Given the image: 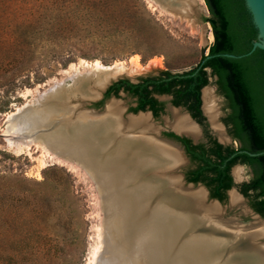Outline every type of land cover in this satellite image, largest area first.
I'll list each match as a JSON object with an SVG mask.
<instances>
[{"label":"rangeland","instance_id":"1","mask_svg":"<svg viewBox=\"0 0 264 264\" xmlns=\"http://www.w3.org/2000/svg\"><path fill=\"white\" fill-rule=\"evenodd\" d=\"M190 2L193 12L186 18L167 2L152 0H0V186H10L25 204L14 201L17 216L13 226L9 230L0 227V264L7 258L12 261L9 264H93L103 247L106 223V197L95 180L82 167L33 141L28 147L13 145V132L6 125L8 115L30 105L54 82H62L73 72L82 73L95 63L130 68L135 60L141 72L122 74L131 79L165 70L182 73L193 69L207 55L213 35L205 22L209 12L204 0ZM45 38L54 39L49 43ZM215 82L216 77L209 75L204 89L212 91L221 122L230 111ZM119 94L114 103L129 114L135 99ZM158 99L164 111L149 120L158 140L168 144L159 138L172 131L173 112L187 115L181 108H167L172 106L170 97ZM14 119L17 133L25 132V137L31 128L42 129V124H24L22 116ZM204 125L202 129L219 140L210 130L212 126ZM198 130L194 138L205 142L202 130ZM221 144L239 147L238 142L228 139ZM185 163L183 159V167L173 174L184 175L191 168ZM236 169L238 177L241 175L238 180ZM231 176L229 193L241 197L239 187L252 178V171L247 166H235ZM191 189H201L206 195L202 187ZM241 200V208H231L226 193L225 200L216 204L225 219L245 226L257 218L264 226V218L251 212L248 198ZM206 201L213 202L207 197ZM21 210L28 211L24 218ZM35 210H41V214L35 215ZM38 243L41 251L36 249Z\"/></svg>","mask_w":264,"mask_h":264},{"label":"bare ground","instance_id":"2","mask_svg":"<svg viewBox=\"0 0 264 264\" xmlns=\"http://www.w3.org/2000/svg\"><path fill=\"white\" fill-rule=\"evenodd\" d=\"M152 1L167 2L169 7H173L172 10L181 11L186 18H190L193 12L190 0ZM129 67L115 65L105 67L95 63L86 70L106 71L100 72L99 75L92 72L93 76L89 79L93 85H97L103 77L105 79L107 76L118 78L123 77L122 74L135 75L142 70L135 60ZM80 74L82 73L73 72L62 83L66 80L73 81ZM62 83L54 82L52 86H59ZM45 94L47 91L38 94L30 105L18 109L17 113L9 114L7 129L13 132V145L28 147L33 141L47 151L82 167L95 180L98 188L102 189L106 197L104 212L106 223L103 227V247L93 264H161L159 258L162 252L157 256L155 250L162 249V237L171 240L173 246L182 243L176 229V227L181 229V226L192 230L202 228L204 236L196 231L194 234L199 235L201 239H210L204 242L207 245L211 241L213 246L205 247H213L211 252L219 264H264V226L260 220L254 218L249 225L241 226L234 219H225L221 207L216 202L208 203L201 189L182 188L180 177L173 174L182 163L179 151L175 146L158 140L149 116L137 115L124 120L121 118L120 108L112 101L106 106L107 117L88 118L97 121L87 123L66 121L58 128L54 127L53 123L57 116L64 114L54 115L51 113L52 108H45L44 101H40ZM36 103H39L37 107ZM216 106L212 91L204 89V112L223 140L221 128L215 121L213 122L217 113ZM27 111L32 112L28 114ZM18 116L25 120L24 124H42V129L35 131L31 128L33 132L29 130L26 137L25 132L17 133L14 118ZM170 126L176 132L197 135V128L185 115L177 111L173 112V122ZM155 168L164 172L163 176H159L154 171ZM238 172L239 169L234 172L236 180L241 176L238 177ZM118 180H122L121 187L118 186ZM228 197L231 208L242 207V198L235 192H230ZM164 209L182 210L179 214L180 219L162 216L163 213L160 211ZM243 213L248 212L244 210ZM151 226H155L156 229L157 226L158 228L164 226L167 236H162L156 229H153L155 231L152 233L153 230L148 228ZM185 244V247L179 244L185 255L189 258L198 256L201 263L202 259L207 263L209 250L195 253L186 249L192 248L191 244ZM176 260L174 259V262ZM166 264L172 262L168 261Z\"/></svg>","mask_w":264,"mask_h":264},{"label":"trees","instance_id":"3","mask_svg":"<svg viewBox=\"0 0 264 264\" xmlns=\"http://www.w3.org/2000/svg\"><path fill=\"white\" fill-rule=\"evenodd\" d=\"M204 2L209 12L205 22L211 27L213 43L207 55H203L193 69L182 73L165 70L155 76L140 78L137 83L119 80L108 87L95 107L100 108L104 101L118 98L123 92L137 103L129 112H144L149 106L153 117L157 118L163 103L151 95H169L174 107L185 108L202 123L200 91L208 85L209 75L215 76L217 89L231 110L228 118L233 124L234 138L239 147L223 148L210 138L208 147L205 144L192 145L190 140L172 133L166 136L180 142L195 165L186 173V181L201 183L208 189L210 198L221 203L225 200L226 191L233 187L231 168L236 164L250 167L253 177L240 185L239 192L248 198L252 210L264 218V50L257 48L247 55L258 39V29L245 0ZM51 39L54 38H45V41L51 43ZM14 201L25 206L24 198L15 196L10 186H0V227L5 230L13 226L17 216L13 209ZM21 212L22 218L28 214L26 210ZM34 213L39 215L41 210ZM36 245V249L41 251L42 246ZM9 263H12L10 258L3 262Z\"/></svg>","mask_w":264,"mask_h":264},{"label":"water","instance_id":"4","mask_svg":"<svg viewBox=\"0 0 264 264\" xmlns=\"http://www.w3.org/2000/svg\"><path fill=\"white\" fill-rule=\"evenodd\" d=\"M245 3H246L247 8L249 9V11L252 15L254 25L258 29V39L256 42L253 43L252 49L247 54V55H249L253 51H255L257 48L264 50V0H245ZM229 57L235 58V56H232V55H229ZM92 72L95 75H99L100 72H106V71H103L102 69H97V70L93 69ZM92 72L84 70V72H82V74H80L78 77H76L73 81L72 80H66L65 83H62L63 82L62 81L61 82L62 85L50 86L46 89L47 94H45L43 98H40L41 102H42V100L44 101L43 104L45 103V105H44V106H46L45 108H47V107L52 108L51 113L54 115L58 114V113L64 114L62 116H57V118L55 119V122L53 123L55 125L54 127L60 128L61 124L65 123L66 121L73 122V123L74 122L87 123V122L97 121L96 119L89 120L92 117L93 118L107 117L108 116V114L106 112L107 104L112 102V101L118 102V100H117L118 98H116V97L109 98L108 100H106L104 102L103 107L102 108L100 107L101 109L100 108H98V109L91 108L90 106H94L96 104V102L101 101L103 99L104 93L106 92L108 87L111 86L113 83H115L119 80H122V79H127L131 83H137L140 78L146 77V76H136L135 78L131 79L129 77L115 78L112 76H107L105 79H104V77L101 78L100 83H98L97 85H93L92 80L89 79L90 76H93ZM204 88H206V86ZM81 89H82V91H81ZM203 89L201 90L202 104H203V100H202ZM42 93H44V92H42ZM61 96H64L63 99L59 98ZM119 96H121V94H119ZM161 97L163 99L168 98V96H161ZM40 101H39V103L41 104ZM39 103H36L35 107H37V105ZM202 104H201V109H202V112L204 114ZM32 107H34V106H32ZM167 108L169 110H171L173 108V106L167 105ZM122 113L123 114H122L121 118L124 120H126L127 118H133V117L140 115V114H147L150 117V119L154 118L152 113L149 111H144V112L140 111L136 114L130 112L128 114L127 109L122 108ZM185 114H187V113L185 112ZM217 120H218V123H220V125L224 127V125L219 121V118ZM174 133L179 135V136L181 135L180 133H177V132H174ZM158 134H159V132H158ZM160 139H162V140L172 144L173 146H175L183 155V157L186 161L185 164L189 163V159H187V157H186L183 149L179 145V143H177L176 141H173L171 139H168V138H160ZM191 139H192L194 144L198 143L197 139H195L193 137H191ZM98 142H101V141H98ZM116 155H118V154H116ZM251 155H253V154H251ZM120 162H122V161H117V163H120ZM235 166H242V165L236 164L233 167H235ZM182 167H183V165L179 166L178 168H176L174 170L173 173L177 172ZM156 168L154 169V171H156L159 174V176H163L164 172H162L160 170H156ZM179 177H180V180L182 183V185H181L182 188H187V187L196 188V186L202 187L206 191V197H207L208 201H213V202H216L218 204H221L220 201L210 198V195H209L207 188L204 185H202L201 183H198V184L189 183L185 180L184 175H181ZM236 182L237 181L234 180V183H236ZM121 183H122V180H118V186L121 187ZM125 187H126V185H125ZM229 191H230V189L227 191L228 196H229ZM239 195L244 200L245 197L240 193H239ZM154 201H155V199H154ZM143 204L145 205L146 201ZM160 212L163 213L162 216H166V217H169L171 219H174V218L180 219L179 214H181L182 210L164 209V210H161ZM251 212L254 215L258 216V218L260 217L254 211H251ZM132 228H135V227H132ZM148 228H150L151 231L153 229H156L155 226H151ZM176 229H177V232L180 234L179 241L182 243H178L176 246H173L171 240H167L165 237H162V239H163L162 240V249H156L155 250V252L157 253V256L159 255V252H162V254L159 258L161 264H166L168 261H171L172 264H184L185 262H186V264H196V263H198V264H219L218 259L211 252L213 247H209V248L205 247V246H213L211 241L207 245L204 242V240H206V239L208 241L209 238L201 239V238H199V235L194 234L196 231V232H200L201 235L204 236L205 234H204V231L202 228L197 229V230L200 229V231H197L194 229L192 230L190 228L189 229L184 228L182 226H181V229L179 227H176ZM204 229H206V228H204ZM156 230L161 232L162 236H167V233L164 232V226H162L160 228H158V226H157ZM154 231L155 230H153L152 233H154ZM184 241H186V242H184ZM185 243L191 244L192 246H190V247H192V248H186V249L193 250L195 253L196 252L197 253L202 252L204 250H209V258L207 259V263L203 262V259H202V263H201V259L198 256L189 258L187 255H185L181 251V249H180L181 247L179 245V244H183L185 247V245H186ZM187 246H189V245H187ZM193 251H190V252H193ZM174 259H177L176 262H174Z\"/></svg>","mask_w":264,"mask_h":264},{"label":"flooded vegetation","instance_id":"5","mask_svg":"<svg viewBox=\"0 0 264 264\" xmlns=\"http://www.w3.org/2000/svg\"><path fill=\"white\" fill-rule=\"evenodd\" d=\"M208 81H209V79H208ZM216 88H217V86H216ZM203 89V88H202ZM201 89V90H202ZM204 90V89H203ZM213 95V94H212ZM152 96V98L153 99H155L157 102H160V103H162V101H160L159 99H158V97H161V96H168V97H170V99L172 100V96H169V95H151ZM202 100H203V91H202ZM200 101H201V91H200ZM137 103L135 102V105H136ZM201 104H202V101H201ZM203 105V104H202ZM173 106V105H172ZM174 107V106H173ZM148 108H150L149 106L147 107V109H146V111H149V112H151L150 111V109H148ZM176 108H179V107H176ZM180 108H182L183 109V111H185L187 114V118H188V120L197 128V132L199 131L198 130V128L199 129H201L202 130V132H203V135H204V138H205V142H198V143H196V144H194L193 143V141H192V139H191V137H193L194 138V136L193 135H190V134H187V133H182V132H177V133H180L181 135L179 136V135H177V134H175L174 132H176L171 126H170V128L172 129V131L171 132H165L164 133V136H165V138H168V139H171V138H169V137H167L166 136V134H168V133H172V134H174L175 136H177V137H179V138H185V139H188V140H190L191 141V143H192V145H197V144H205L207 147H208V144H209V138L211 139V140H214V141H216L218 144H220L223 148H233V147H231V146H229V145H223V144H221V142H227V139L229 140V141H231V142H238L235 138H234V130H233V124H232V122L229 120V116H230V114H231V110H230V108H228L229 109V113L226 115V117L224 118V119H222V121L221 122H223L222 124L224 125V127L223 126H221L220 125V123H218V118H217V114H216V116L214 117V119H213V122L215 121V123L221 128V130H222V133H223V136H224V139L222 140L221 138H220V135H219V133L214 129V127H213V125H212V123H211V121H210V119H209V117L205 114V112H204V114L206 115H204L203 114V112H202V109H201V105H200V112H201V115H202V117H203V121H202V123H200L197 119H195V118H193L192 117V115L190 114V112H188L185 108H183V107H180ZM164 111V104H163V109H162V112ZM203 111H204V108H203ZM162 112H160V113H162ZM152 113V112H151ZM210 122H209V121ZM209 124L210 126H212V127H210V130L212 131V133L215 135V134H217L218 135V138H219V140L218 139H215L214 137L216 136H211V134H209V132L207 131V130H203L202 128L205 126L204 124ZM223 129H225V130H223ZM227 137V138H226ZM171 140H173V141H176V140H174V139H171ZM177 143H179V145L181 146V148L183 149V151H184V153H185V155H186V157H187V159H189V164H190V166H191V168H189L186 172H185V174H184V177H186V173L189 171V170H192L194 167H195V165L191 162V160H190V158L188 157V155L186 154V151H185V149H184V146L180 143V142H178V141H176ZM172 145V144H171ZM236 149V148H235ZM179 151V150H178ZM179 154H180V156H181V158H182V162H183V159H184V157H183V155L181 154V152L179 151ZM182 164V163H181ZM180 164V165H181ZM243 166H245V165H243ZM178 167H179V165H178ZM239 167V166H238ZM233 168V167H232ZM231 168V169H232ZM250 168V167H249ZM251 169V168H250ZM251 171H252V169H251ZM252 174H253V171H252ZM230 176H231V170H230ZM253 177V176H252ZM231 178H232V176H231ZM186 180V179H185ZM233 181V180H232ZM247 182H249V181H247ZM247 182H244V183H247ZM208 190V189H207ZM226 193H227V191H226Z\"/></svg>","mask_w":264,"mask_h":264}]
</instances>
